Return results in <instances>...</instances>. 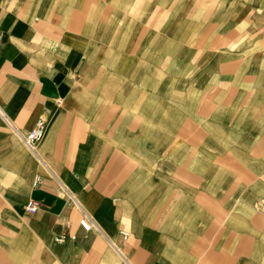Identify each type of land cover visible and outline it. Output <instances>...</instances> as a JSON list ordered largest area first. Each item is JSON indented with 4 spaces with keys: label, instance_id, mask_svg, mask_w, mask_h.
Returning <instances> with one entry per match:
<instances>
[{
    "label": "crops",
    "instance_id": "1",
    "mask_svg": "<svg viewBox=\"0 0 264 264\" xmlns=\"http://www.w3.org/2000/svg\"><path fill=\"white\" fill-rule=\"evenodd\" d=\"M0 34V264H264V0H0Z\"/></svg>",
    "mask_w": 264,
    "mask_h": 264
},
{
    "label": "built area",
    "instance_id": "2",
    "mask_svg": "<svg viewBox=\"0 0 264 264\" xmlns=\"http://www.w3.org/2000/svg\"><path fill=\"white\" fill-rule=\"evenodd\" d=\"M0 41H1V34H0ZM0 115L5 119V121L8 123V125L11 128H14L13 122L11 119H8L5 115V112L0 106ZM46 129V122L44 119H39L34 128H32L26 136H23L20 134L22 140L24 143L33 151H36V143L39 139H41L45 134ZM40 177H38L35 181V186L39 183ZM59 184V191L63 192L66 200L69 204H74L81 212L82 218L80 221V224L82 228L85 231H91V230H97L99 233L105 236L103 230L101 227L96 223L94 218L89 214V212L84 208L82 202L78 199V197L71 192L61 181L58 180ZM26 209L32 213L36 212L38 209V203L35 201H31L28 205H26ZM121 235L123 238H127L130 233L128 231L122 230ZM64 236L60 235L57 237V241L63 242ZM110 244L115 248V250L118 252L121 262L120 264H134L131 258L120 248L117 246L114 242H112L110 239H108Z\"/></svg>",
    "mask_w": 264,
    "mask_h": 264
},
{
    "label": "bare ground",
    "instance_id": "3",
    "mask_svg": "<svg viewBox=\"0 0 264 264\" xmlns=\"http://www.w3.org/2000/svg\"><path fill=\"white\" fill-rule=\"evenodd\" d=\"M6 115V114H5ZM6 117H7V115H6ZM8 118V117H7ZM9 119V118H8Z\"/></svg>",
    "mask_w": 264,
    "mask_h": 264
}]
</instances>
